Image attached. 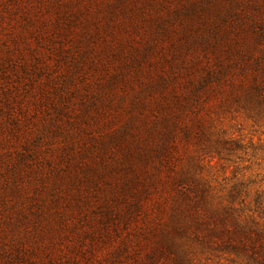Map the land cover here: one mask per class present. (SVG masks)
<instances>
[{"label": "rangeland", "instance_id": "rangeland-1", "mask_svg": "<svg viewBox=\"0 0 264 264\" xmlns=\"http://www.w3.org/2000/svg\"><path fill=\"white\" fill-rule=\"evenodd\" d=\"M205 201L264 209V0H0V264H240Z\"/></svg>", "mask_w": 264, "mask_h": 264}, {"label": "trees", "instance_id": "trees-1", "mask_svg": "<svg viewBox=\"0 0 264 264\" xmlns=\"http://www.w3.org/2000/svg\"><path fill=\"white\" fill-rule=\"evenodd\" d=\"M237 193L238 189L234 188L230 196ZM204 196L203 191V202ZM206 202L204 208L195 207L191 212L194 225L203 230L202 245L209 251L226 254L233 262L264 264V209L242 216L236 214L238 211L233 205L219 210L209 208Z\"/></svg>", "mask_w": 264, "mask_h": 264}]
</instances>
